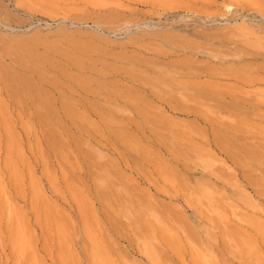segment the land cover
Returning a JSON list of instances; mask_svg holds the SVG:
<instances>
[{"label": "rangeland", "instance_id": "374dc122", "mask_svg": "<svg viewBox=\"0 0 264 264\" xmlns=\"http://www.w3.org/2000/svg\"><path fill=\"white\" fill-rule=\"evenodd\" d=\"M0 2L17 20L0 24V63L9 65L17 42L41 54L51 43H91L75 52L83 70L49 54L92 91L50 71L113 117L105 130L88 112V137L58 113L66 163L36 153L35 127L24 138L14 124L16 184L0 136V264H264V0H46L49 9L35 0L32 15ZM38 84L59 98L60 87ZM216 130L236 145L238 162Z\"/></svg>", "mask_w": 264, "mask_h": 264}, {"label": "bare ground", "instance_id": "6f19581e", "mask_svg": "<svg viewBox=\"0 0 264 264\" xmlns=\"http://www.w3.org/2000/svg\"><path fill=\"white\" fill-rule=\"evenodd\" d=\"M27 1V0H26ZM25 0H11L12 5L14 6L15 10H21L22 12L27 11L28 14H31V10L34 7V2L35 0H28L26 2ZM39 1V0H38ZM41 1V0H40ZM46 1V0H45ZM44 1V2H45ZM50 1V0H47ZM37 2V1H36ZM43 2V0H42ZM43 2V4H44ZM254 4V3H253ZM42 5V4H41ZM48 3L45 2V6H47ZM49 5L50 4L49 2ZM252 5V4H250ZM259 5V4H258ZM255 6V8L257 7L259 9H262V7L259 6ZM263 5V4H262ZM35 6L38 7L37 3L35 4ZM44 6V7H45ZM253 6V5H252ZM49 6L46 7V9ZM254 7V6H253ZM41 8V7H39ZM51 8V7H50ZM254 8V9H255ZM43 9V8H42ZM41 9V10H42ZM49 9V8H48ZM87 9V8H86ZM34 10V9H33ZM36 10V8H35ZM34 10V11H35ZM55 9L53 8L52 11H54ZM264 10V8H263ZM33 11V12H34ZM47 11V10H46ZM50 11V10H49ZM260 11V10H259ZM262 11V10H261ZM39 11H37L38 13ZM43 12V10H42ZM41 13V12H40ZM45 13V11H44ZM49 13V12H48ZM86 13V12H85ZM264 13V12H263ZM262 13V15L264 16V14ZM57 14V13H55ZM54 14V15H55ZM44 15V14H43ZM49 15V14H48ZM67 15V14H66ZM47 16V15H46ZM80 16V15H79ZM83 16V15H82ZM81 17V16H80ZM84 17V16H83ZM87 17V16H86ZM85 17V18H86ZM93 17V16H92ZM84 18V19H85ZM89 18V17H88ZM82 19V18H80ZM90 20V19H89ZM94 20V19H93ZM92 20V21H93ZM102 20V19H101ZM79 21V20H78ZM16 23L17 20H15L12 15H11V10L9 8V6L7 4H3L0 2V24L3 26H9V23ZM84 22V21H83ZM97 22V21H96ZM94 24V23H93ZM102 24V23H101ZM97 25V24H96ZM100 25V24H99ZM98 25V26H99ZM101 26V25H100ZM64 33V32H63ZM67 37V35L65 36V38ZM60 39V38H59ZM68 39V38H67ZM62 40V38H61ZM65 41H67L66 39H63ZM70 40V39H69ZM60 41V40H59ZM82 42V41H81ZM85 42V41H83ZM65 43V42H64ZM63 43V44H64ZM67 44L65 46L60 44H49V45H45V51L48 53H38V51H36V46H33V44H30L28 42H20L14 46H12L13 50L10 51V57H9V65L8 64H2L0 63V136L3 137L4 139V151H5V159H4V166H9L11 165L10 163L13 164V162H10V159L12 161L13 156L11 155L12 152L16 153V149L15 146L18 145V147L22 150V143H21V139L20 136L18 137V140L12 135L11 133V128L12 126L15 127L17 126L20 133L22 134V136L25 138L27 135L26 133H28V129H30V127H35V130H37V135L39 136L37 139V142L35 143V149L37 150L36 153H38L40 156L44 157L47 156V153L51 154L53 156V158L59 160V162L63 163V161L65 160V163L67 161V155L64 150L65 145L63 144L62 141V136H66L67 134L64 132V128L62 129L61 125H60V120H59V116L58 113H60L63 117H65L66 119H68L72 124L76 125L77 129L80 130L81 132H83L85 135H87L88 137H90V135H93L94 133V128L93 126H91V124L89 122H87L86 120V114L88 112L94 111L97 112L99 114V118L101 119L103 126H106L107 123L110 125L112 118L110 117V114L108 112V110L106 111L105 109H103L101 106H99L98 101H94V100H85L83 98H74V95L72 94V90L69 87H63L62 83L60 82V80L57 78V76L55 74H53L50 70H53L54 72H59L58 74H64V76L68 77V79L74 81V85L75 87L77 86V88L82 89L85 93L86 92H90L92 91L89 88V81L87 80V78H81V77H75L69 74H66L62 69L61 66H59L57 63L54 62V60H52L53 58H51V55L49 53H58V54H63V58L66 62V64L71 65V66H75L80 68L81 65H83V58H79L77 55L78 52H88V50H92V46L90 44L87 43H78L75 41H68L66 42ZM10 47V46H9ZM35 47V49H34ZM94 47H95V43H94ZM96 48V47H95ZM94 48V50H95ZM4 49V48H3ZM2 49V50H3ZM34 49V50H33ZM99 49V48H96ZM5 51V49L3 50ZM36 51V52H35ZM97 51V50H96ZM63 52V53H62ZM75 52L76 55H75ZM94 52V51H91ZM7 53V52H6ZM89 53V52H88ZM55 55V54H54ZM82 55V54H81ZM85 55V53H84ZM86 59H84L85 61ZM85 64V63H84ZM83 67V66H82ZM85 68V67H83ZM81 69V68H80ZM24 70H28L30 73H32L35 77V79H33V77H30L28 75L23 74L20 71H24ZM83 70V69H81ZM27 71V72H28ZM127 74H129L130 77H132V79H137V78H141L142 80H145V78H143V74L142 76H140L141 72L138 74L136 72V70H128L126 69L125 71ZM139 72V71H138ZM166 75V74H165ZM89 77V76H88ZM163 79L165 78V76H160ZM174 77V76H173ZM160 80V79H159ZM40 82H45V83H49L50 85L54 86L55 88H61V92L59 94V98H56V100H53V98H50L44 90H42L40 88ZM64 84V83H63ZM73 84V83H72ZM94 84V83H91ZM92 86V85H91ZM95 86V85H94ZM93 86V88H94ZM76 88V89H77ZM102 88L103 87H100ZM79 89V90H80ZM95 90V88H94ZM98 91V90H97ZM105 90H103L104 92ZM82 92V91H81ZM93 93V92H91ZM96 93V91H95ZM94 94V93H93ZM100 93H97V95ZM96 95V96H97ZM77 96V95H76ZM75 96V97H76ZM107 97V96H106ZM97 99V98H96ZM101 99V98H100ZM106 100V98H105ZM101 101V100H100ZM98 103V104H97ZM55 105H57V107L59 108L58 110H60L58 112V110L55 108ZM101 105V104H100ZM106 105V103H105ZM138 108V107H137ZM141 108V107H140ZM108 109V108H106ZM119 109V108H118ZM138 110V109H137ZM197 110V109H196ZM200 110V109H199ZM202 111V110H201ZM139 112V110H138ZM143 112V111H142ZM90 113V114H91ZM203 113V112H202ZM96 114V113H95ZM94 115V114H93ZM147 115V114H146ZM148 117V116H147ZM162 118V117H161ZM115 121V120H114ZM159 121V120H157ZM163 121V118L161 120V123ZM154 122V121H153ZM156 122V120H155ZM62 123V122H61ZM85 123V124H83ZM114 125L116 124V122H113ZM220 123V122H219ZM217 122V124H219ZM83 124V125H81ZM156 124V123H155ZM216 124V123H215ZM114 125L111 126L113 128H111L109 126V129H114ZM162 125V124H160ZM160 125L159 126L160 128ZM164 125V124H163ZM163 125L161 126V128L163 129ZM221 125V124H220ZM117 126V125H116ZM156 126V127H157ZM216 126V125H214ZM218 126V125H217ZM241 126V125H240ZM244 126V125H243ZM29 127V128H28ZM122 127V126H121ZM154 125V128H156ZM222 125L219 127L220 129H222L223 131L225 129L221 128ZM123 128V127H122ZM158 128V129H159ZM161 128L159 130H161ZM216 128V127H215ZM238 128H240L238 126ZM97 129V128H96ZM217 129V128H216ZM243 129V128H242ZM34 130V131H35ZM99 130V129H98ZM107 130V128L105 129ZM116 129H114V131H112L111 133L114 134V136H118L122 134L120 132H116ZM18 131V132H19ZM104 131V128H103ZM123 131V130H122ZM221 131V130H219ZM227 133H229L228 130ZM110 132V131H109ZM161 132V131H160ZM30 133V131H29ZM33 133V132H31ZM93 133V134H92ZM119 133V134H118ZM124 133V132H123ZM171 132H169L168 134H170ZM217 133L214 132V134ZM222 133V134H221ZM221 133L219 135H221L222 137L226 134L223 133L221 131ZM158 134V133H157ZM161 134V133H160ZM164 133H162L163 135ZM172 134V133H171ZM224 134V135H223ZM33 135V134H32ZM95 135V134H94ZM127 135V134H126ZM164 138L169 140V137L166 134H164ZM218 135V133L216 134V139L217 141L220 143V145L224 148H222L223 150H227L230 155L234 158V160H236V162H238L237 159H239V157L237 158V155L234 153V150H236V145L234 146V144H231V141L227 140V139H223ZM228 135V134H226ZM36 136V135H35ZM116 136V137H117ZM131 136V135H130ZM160 136V135H159ZM175 136H178L177 134H175ZM1 137V138H2ZM129 139L130 137L125 136ZM158 137V136H157ZM173 137V136H171ZM231 137V135H230ZM27 138V137H26ZM68 138V137H67ZM118 138V137H117ZM123 138V137H122ZM161 138V141L163 143H166V141L164 142V140ZM35 139V138H34ZM121 139V137H120ZM124 139V138H123ZM182 139V138H180ZM178 140V141H183V140ZM28 140V139H27ZM127 140V139H126ZM160 140V139H159ZM177 139H174V141ZM125 141V140H122ZM129 141V140H128ZM134 142L133 140L131 141V143ZM72 143L79 149L81 146V142L79 141V139L77 138H73L72 139ZM172 143V142H171ZM170 143V144H171ZM178 143L179 148L181 149L182 146L180 147L181 142H176ZM180 143V144H179ZM127 144V143H126ZM135 144V142H134ZM174 144V143H173ZM243 144V143H241ZM247 144V143H246ZM72 146V145H71ZM74 146V147H75ZM177 146V147H178ZM241 146V145H240ZM238 146V147H240ZM247 146V145H246ZM171 147V146H169ZM176 146L172 145V148L175 149V153H178V155H181L182 152H179V148H175ZM186 147V146H185ZM190 147V146H189ZM171 148V149H172ZM241 148V147H240ZM25 149V148H24ZM173 149V151H174ZM43 150V151H40ZM75 150V149H74ZM239 150V148H238ZM241 151H243L242 149H240ZM44 151H46L47 153H45ZM240 151V152H241ZM246 151V150H244ZM261 151V150H260ZM226 152V151H225ZM226 152V153H228ZM254 152L257 153V151ZM19 154V153H18ZM242 154V153H241ZM245 154V153H244ZM44 155V156H43ZM80 155H82L81 157L88 163L92 164V166L95 164L94 158L92 156L91 152H83L82 149L80 151ZM249 155V154H248ZM254 154H252L251 156H253ZM12 156V157H11ZM21 156V155H20ZM244 156V155H242ZM256 156V154H255ZM18 157V156H17ZM41 157V158H42ZM48 157V156H47ZM187 157V156H186ZM51 158V156L49 157ZM183 158V157H182ZM249 158V157H246ZM254 158V157H253ZM258 158H260L258 156ZM96 159V158H95ZM244 159V158H243ZM42 162L43 160L40 159ZM99 160L98 155H97V161ZM254 160V159H253ZM250 161V160H249ZM259 161V160H258ZM263 161V160H261ZM21 162V161H20ZM244 163L243 161H239ZM246 164L247 161L245 160ZM47 163V162H46ZM43 163V167L45 168V165ZM240 163V164H242ZM250 163V162H249ZM239 164V163H238ZM239 164V165H240ZM253 164V163H252ZM259 164V163H256ZM263 164V162H262ZM48 165V164H47ZM164 165V164H163ZM261 165V164H260ZM258 165V166H260ZM12 166V165H11ZM241 166V165H240ZM245 166V165H244ZM243 164L241 167H244ZM248 166V164H247ZM249 167V166H248ZM255 167V166H254ZM257 167V166H256ZM97 168V167H96ZM9 176L10 174H12L13 180H14V184H16V177L14 176L13 172L11 171L12 168H9ZM247 168H245L246 170ZM46 170V169H45ZM255 170V169H254ZM43 171V170H42ZM163 171V170H162ZM250 171V170H249ZM248 171V173H249ZM247 172V171H246ZM43 173V172H42ZM254 173V172H252ZM44 174V173H43ZM251 174V173H250ZM249 174V176H250ZM252 175V174H251ZM264 175V174H262ZM255 175L252 176V179H254ZM11 177V176H10ZM93 177V176H92ZM257 177V176H256ZM248 178V177H247ZM251 178V177H249ZM248 178V180H249ZM251 180V179H250ZM258 180V177H257ZM260 181V180H258ZM252 186H257L255 185V181L251 180L248 181ZM104 183V182H103ZM257 183V181H256ZM2 187V186H1ZM255 188H259V187H255ZM110 190V189H109ZM260 190V189H259ZM264 193V192H263ZM262 193V194H263ZM104 195V194H103ZM107 195V194H106ZM105 195V196H106ZM113 195V194H111ZM36 196V195H35ZM108 196V195H107ZM6 197V196H5ZM3 197L2 200L5 198ZM112 197V196H111ZM83 203V202H82ZM10 205V204H9ZM41 206V205H39ZM86 207V206H84ZM4 209V208H2ZM45 212V211H44ZM55 212V211H54ZM85 212V211H84ZM44 215V214H43ZM42 215V216H43ZM61 216V215H60ZM49 219V218H48ZM114 221V220H113ZM91 243V242H90Z\"/></svg>", "mask_w": 264, "mask_h": 264}]
</instances>
